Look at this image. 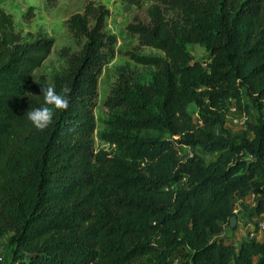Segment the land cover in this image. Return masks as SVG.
Listing matches in <instances>:
<instances>
[{
	"label": "trees",
	"instance_id": "1",
	"mask_svg": "<svg viewBox=\"0 0 264 264\" xmlns=\"http://www.w3.org/2000/svg\"><path fill=\"white\" fill-rule=\"evenodd\" d=\"M151 1L150 23L128 30L140 47L164 55L129 56L156 70L142 89L159 99L149 106L134 97L135 72L122 68L104 102L124 116L102 140L127 159L95 148L98 82L115 46L109 9L89 0L69 18L82 46L61 50L65 67L47 83L36 73L53 40H26L0 5V237L12 235L11 264H174L185 250L191 264H264L256 231L239 245L210 238L235 216V196L257 194L264 217V117L252 139L235 145L231 133L218 132L217 111L239 95L238 81L264 98V0ZM188 45L206 47L207 72ZM49 84L70 89L69 106L53 108V122L40 130L25 113L40 106ZM188 103L200 108L199 124ZM145 130L170 138L141 136ZM183 145L218 159L205 165L197 153L182 156Z\"/></svg>",
	"mask_w": 264,
	"mask_h": 264
},
{
	"label": "rangeland",
	"instance_id": "2",
	"mask_svg": "<svg viewBox=\"0 0 264 264\" xmlns=\"http://www.w3.org/2000/svg\"><path fill=\"white\" fill-rule=\"evenodd\" d=\"M89 0H0V5L14 17L17 30L22 33L24 38L32 41L37 36L52 39L54 49L52 54L43 64V68L36 73L39 81L51 83L55 73L61 71L64 61L60 57L63 48H69L72 52L78 51L82 44L74 40L69 31L67 21L75 13L82 12L85 4ZM105 5L110 16L107 18V32L115 37V46L113 54L110 56L98 82V101L95 110L96 116V134L95 148L105 151L112 157L128 158L123 149L116 148L102 140L104 134L117 131L114 121L120 116H124L122 110L110 111L104 106V102L110 94L113 84L117 81L122 68H128L135 72V84L132 90L134 97H140L148 102L149 106L159 99L156 94L149 98L142 87L153 85L156 76L154 68L146 67L141 64H135L129 56L130 52H135L147 56H163L160 50H154L149 47H140L137 36L132 34L128 27L136 23L137 20L150 23L148 9L154 4L151 0H91ZM139 1V2H137ZM137 2V3H136ZM188 50L192 57V62L200 63L206 72L207 64L210 61V55L203 45H188ZM239 95L229 97L220 103L217 108L219 117L222 120V126L218 127V132L227 131L231 133L234 144L239 145L245 137L252 139L254 133L252 128L258 125V121L264 117V98L256 94H250V87L247 83L238 81ZM188 113L193 121L200 123V108L194 103H188ZM124 130H118L122 133ZM141 136L148 138H170L169 134H164L156 130H145ZM176 139V138H174ZM199 154L205 165L214 163L219 153H203L200 148L187 147L181 148V154L192 155ZM225 151L223 154H228ZM234 159L236 158L233 157ZM244 160L245 158L242 156ZM180 185L175 186L179 188ZM259 196L250 193L247 197L235 196L232 198V205L236 217L235 226L232 227L230 221L223 227V233L220 235H211V241L232 242L239 245L249 232H257L258 239L264 240V217L257 213V202ZM10 234L0 237V264H11L13 248L10 246ZM181 257H177L174 264H191L190 260L185 258L186 250L182 251Z\"/></svg>",
	"mask_w": 264,
	"mask_h": 264
},
{
	"label": "clouds",
	"instance_id": "3",
	"mask_svg": "<svg viewBox=\"0 0 264 264\" xmlns=\"http://www.w3.org/2000/svg\"><path fill=\"white\" fill-rule=\"evenodd\" d=\"M70 89L64 88L60 92L51 85L44 86L42 89V103L38 107L30 108L25 115L30 120L33 126L43 130L47 128L54 119L53 108L57 110L67 109L69 106L68 93Z\"/></svg>",
	"mask_w": 264,
	"mask_h": 264
},
{
	"label": "water",
	"instance_id": "4",
	"mask_svg": "<svg viewBox=\"0 0 264 264\" xmlns=\"http://www.w3.org/2000/svg\"><path fill=\"white\" fill-rule=\"evenodd\" d=\"M235 222H236V217L233 216L230 220L231 226L234 227L235 226Z\"/></svg>",
	"mask_w": 264,
	"mask_h": 264
},
{
	"label": "built area",
	"instance_id": "5",
	"mask_svg": "<svg viewBox=\"0 0 264 264\" xmlns=\"http://www.w3.org/2000/svg\"><path fill=\"white\" fill-rule=\"evenodd\" d=\"M262 227H264V224H261Z\"/></svg>",
	"mask_w": 264,
	"mask_h": 264
}]
</instances>
